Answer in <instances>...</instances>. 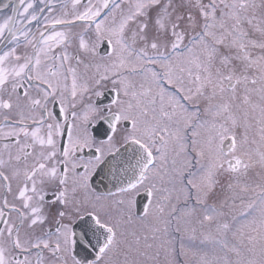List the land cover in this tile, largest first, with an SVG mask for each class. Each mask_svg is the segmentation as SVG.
Instances as JSON below:
<instances>
[{"label": "snow or ice", "instance_id": "6c2138e0", "mask_svg": "<svg viewBox=\"0 0 264 264\" xmlns=\"http://www.w3.org/2000/svg\"><path fill=\"white\" fill-rule=\"evenodd\" d=\"M70 2L0 16V264H264V0Z\"/></svg>", "mask_w": 264, "mask_h": 264}, {"label": "flooded vegetation", "instance_id": "af4514ba", "mask_svg": "<svg viewBox=\"0 0 264 264\" xmlns=\"http://www.w3.org/2000/svg\"><path fill=\"white\" fill-rule=\"evenodd\" d=\"M15 3V0H0V16L3 15H7L11 13V6L12 4ZM4 4H8L9 7L7 9H5L3 7ZM68 7L69 10H71V2L70 0H68ZM112 97V93L108 90H105V94L103 97L100 98V102L103 104H107L110 102ZM54 107V111L56 113L59 112V107L58 106H53ZM107 125L103 124V125H99L97 126L96 129H93V134L97 136L98 139H103L104 137L102 135H100L99 133L103 130L106 129ZM3 142L0 141V144H2ZM67 143V136L65 134V136L62 138L61 140V144ZM123 152V149H122ZM92 153L88 152V150H85V152L82 154L84 155L85 158H87L89 155H91ZM93 188L96 192L99 193H106L108 191H115V187L113 186L115 184V181L112 180L109 171L107 169L106 166H102L101 169H99L97 171V174L93 176L92 181H91ZM49 199H52V195L51 192H49L48 195ZM136 200H137V214L139 215L141 213V209L142 207L147 203L148 201V197L147 194L144 193L143 191H141L139 194H137L136 196ZM80 233V229L77 228V234L79 236ZM79 251V249H78Z\"/></svg>", "mask_w": 264, "mask_h": 264}]
</instances>
